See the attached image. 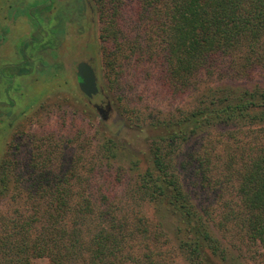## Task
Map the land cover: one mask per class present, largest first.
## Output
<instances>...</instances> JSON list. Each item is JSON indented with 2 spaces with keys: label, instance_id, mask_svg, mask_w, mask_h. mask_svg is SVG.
<instances>
[{
  "label": "trees",
  "instance_id": "obj_1",
  "mask_svg": "<svg viewBox=\"0 0 264 264\" xmlns=\"http://www.w3.org/2000/svg\"><path fill=\"white\" fill-rule=\"evenodd\" d=\"M127 2L146 34L143 40L136 38L138 43L126 41V46L133 52L149 48L163 78L179 89H197L204 70H235L241 78L264 70V0H103L107 26L101 39L114 40L115 49L106 51L112 71L125 49L119 16ZM32 5L31 19L39 27L35 15L49 9L52 1ZM71 6L83 12L82 0ZM23 8L17 15L24 14ZM197 100L194 109L178 118L156 117L148 123L159 135L152 139L146 167L126 197L92 193L86 176L75 182L73 177L86 172L82 153L73 158L59 151L55 139L44 143L46 149L26 166L33 178H17L24 204L13 213L0 212L1 264H36L40 258L50 264H172L163 237L176 241L175 251L187 264H215L219 259L238 264L223 239L264 244V82L207 86ZM229 124L240 128L222 136L220 154L219 147L210 146L211 131ZM244 126L252 130L239 137ZM193 138L202 143L192 151V166L201 186L216 198H207V205L185 190L169 158L174 148ZM115 139L99 143L100 161L109 166L121 155ZM80 150L90 153L85 146ZM56 157L60 164L54 166ZM119 161L117 170L139 168L137 161L127 167ZM10 178L5 172L0 179L3 196L12 185ZM145 204L154 206L152 217L141 210Z\"/></svg>",
  "mask_w": 264,
  "mask_h": 264
},
{
  "label": "rangeland",
  "instance_id": "obj_2",
  "mask_svg": "<svg viewBox=\"0 0 264 264\" xmlns=\"http://www.w3.org/2000/svg\"><path fill=\"white\" fill-rule=\"evenodd\" d=\"M36 1L38 0H0V28H8L4 34H0V41L5 39V43L0 44V65L22 62L23 42L35 36L38 29L41 38L40 41L29 44L23 52L30 59L27 64L30 73L18 76L14 82L5 78L0 80L1 110H10L13 117L12 125L2 131L0 140V179L8 172L12 183L8 195L0 194L1 213H13L17 206L24 204L17 178L20 177L19 181L21 178H33L26 166L37 153L43 152V148L46 149L44 143L52 139L60 145L59 151L64 150L70 157L77 158L78 153H82L83 162L87 166L86 172L73 177L75 182L86 176L92 183V193L105 192L126 197L133 193L132 183L146 167L151 141L159 135L157 130L149 127L150 121H156V117L174 119L188 113L198 104L197 99L207 86H242L264 82V70L261 69L254 71L252 78L236 76L235 70L229 74L226 69L221 74L218 71L210 74L204 70L199 75L200 85L197 89L189 87L182 90L174 83L167 82L163 78L161 67L156 63L157 60L150 57L149 48L143 46L133 52L126 46L128 42L138 43L136 38L143 40L146 34L130 2L124 3L121 8L119 19L125 49L118 54L115 70L112 71L107 64L106 51L115 49L114 40L101 39L102 28L107 26L105 16L101 14L103 0H87L86 18L72 11L71 4L74 0H51L52 6L49 9L35 15L40 23L39 27L30 14L31 10H35L30 7ZM15 7L18 10L24 7L25 12L21 11L24 14L15 15L14 12L11 17ZM109 12L110 10L106 14L109 15ZM59 20L62 21L60 35L53 31L57 29ZM82 60L92 62L101 88V93L91 101L81 92L78 84L76 63ZM44 61L45 67L42 64ZM223 63V67H227L228 62ZM12 101L15 105L8 109ZM102 101L105 104L110 103L105 113L96 107ZM239 128L240 126L229 124L212 129L210 146L219 147L216 151L221 154L222 136L235 133ZM244 128L237 134L239 137L242 136L241 132L249 133L252 130L247 126ZM110 137H115L120 143L118 153L122 159L119 161L117 156V160L123 162L125 167L130 161H137L138 170H117L116 159L111 161V166L105 164L104 160L100 161L99 143L103 141L102 138L107 141ZM200 143L201 139L193 138L184 147L174 148L169 158L177 166L178 176L185 190L196 198L197 203L207 205V198L208 202L216 198L207 194V189L201 186L192 166V151L200 150ZM84 146L90 149V153L80 150ZM57 164H60L58 157L53 165ZM216 207L218 208L217 205ZM141 210L150 217L155 212L152 204L141 206ZM218 210H221L220 206ZM217 233L221 235L219 231ZM161 239L163 250L172 251V264H187L183 256L175 251L176 241L165 237ZM223 242L237 259L233 262L264 264L263 243H241L237 239H223ZM220 260L222 259L214 263L229 264ZM35 263L50 264L47 259L41 258L36 259Z\"/></svg>",
  "mask_w": 264,
  "mask_h": 264
},
{
  "label": "flooded vegetation",
  "instance_id": "obj_3",
  "mask_svg": "<svg viewBox=\"0 0 264 264\" xmlns=\"http://www.w3.org/2000/svg\"><path fill=\"white\" fill-rule=\"evenodd\" d=\"M82 5H83V12L81 13V15L83 16L82 18H86L85 15H86V12L88 10L87 0H82ZM17 10H18L17 7H15L13 9L12 14H11V17H12V15H13L14 12H15V15L17 14ZM60 20H59V24L57 25V29L58 30H60V28L62 29V26H61V22L62 21H60ZM39 25H40V23H39ZM7 29L8 28H6V27H3L2 29L0 28V34H4L7 31ZM57 29H54L53 31L56 32V33L59 32L58 33L59 35L62 34V30L58 31ZM39 31L40 30L38 29L36 31L37 34L35 36H31L27 41L23 42V44H22V48H23L22 50H23V52L26 51V48L28 47L29 44H34V43H36V42H38V41L41 40V38L39 36ZM34 37H35V39H36V37H38V38L36 40H34ZM4 43H5V39H3L2 41H0V44H4ZM23 52H22V54H23V57L24 58H23V61L22 62H18V63H7V65H0V70H1L0 80L1 81L3 80V78H5L7 81L14 82L15 79L18 78V76L26 75V74H29L30 73V69L27 68V64L30 63V59L28 58L27 55H24ZM82 61H86V60H82ZM79 62H81V61H79ZM87 62H89L93 66V64H92L91 61H87ZM78 63H76V67H77V64ZM42 64H43V67H45L46 62L44 61ZM100 93H101V89H100V92L97 95H99ZM97 95H95V96H97ZM91 100L92 99H90V101ZM14 105L15 104L12 101V104H10L8 106V109H10V107H12ZM1 107H2V103L0 102V140H1V137L3 136L2 131L4 132L5 129H9V127L13 123V117H12V113L10 112V110H8V111H2L1 110ZM96 107L98 108V110L100 112L105 113L107 111V109H109L110 103L108 102V103L105 104V102L102 101V104H96ZM2 128H3V130H2Z\"/></svg>",
  "mask_w": 264,
  "mask_h": 264
},
{
  "label": "water",
  "instance_id": "obj_4",
  "mask_svg": "<svg viewBox=\"0 0 264 264\" xmlns=\"http://www.w3.org/2000/svg\"><path fill=\"white\" fill-rule=\"evenodd\" d=\"M77 76L81 92L89 99L100 92L96 71L89 62L81 61L77 64Z\"/></svg>",
  "mask_w": 264,
  "mask_h": 264
}]
</instances>
